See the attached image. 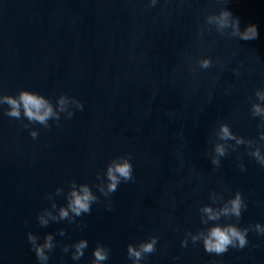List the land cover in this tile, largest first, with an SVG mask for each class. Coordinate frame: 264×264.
I'll use <instances>...</instances> for the list:
<instances>
[{
	"label": "water",
	"instance_id": "water-1",
	"mask_svg": "<svg viewBox=\"0 0 264 264\" xmlns=\"http://www.w3.org/2000/svg\"><path fill=\"white\" fill-rule=\"evenodd\" d=\"M225 8L241 30L256 24L258 38L206 24ZM201 57L212 66L200 68ZM22 89L41 94L60 120L45 127L23 109L9 117L0 104V264H40L29 232L40 242L54 234L47 264H91L98 242L110 249L104 264H133L128 244L152 236L156 251L142 264H264V234L254 227L245 247L221 255L188 235L214 223L264 224V166L247 145L232 150L235 141L217 134L222 122L246 139L264 131L251 113L264 89V0H0V94ZM217 143L229 149L219 167L211 159ZM129 154L133 179L105 197L98 174ZM83 183L99 197L91 212L53 220L71 184L79 191ZM237 191L247 205L239 221L201 222V206L219 211ZM80 239L88 247L73 260L74 248L63 246Z\"/></svg>",
	"mask_w": 264,
	"mask_h": 264
},
{
	"label": "clouds",
	"instance_id": "clouds-1",
	"mask_svg": "<svg viewBox=\"0 0 264 264\" xmlns=\"http://www.w3.org/2000/svg\"><path fill=\"white\" fill-rule=\"evenodd\" d=\"M156 0H152V4L155 5ZM207 25H215L216 29L224 34V29L231 27L230 33L233 37H238L240 40L250 41L258 38V26L256 24H248L243 30L240 28V20L234 17L232 12L225 8L220 11L219 15H209L206 19ZM213 61L211 57H201L198 61L200 68L207 69L211 67ZM193 71H196L194 68ZM238 71V70H237ZM256 101H252L251 113L253 117H260L264 127V89H257L255 92ZM251 100V97L249 98ZM63 103V98L61 100ZM0 104H7L8 110L6 114L9 117L19 119L21 118V109H23V116H25L30 122L39 123L45 127H49V119H55L59 123L60 116L58 113H54L52 107L48 105L43 96L35 91L29 89H22L18 95L0 94ZM77 107L83 108V103L78 101ZM64 110L63 108L61 109ZM72 111H69L67 116L71 118ZM27 127V125H25ZM218 137L221 141H235L236 147L231 148L236 150L239 145H247L249 155L255 158L262 166H264V131H261L257 140L246 139L241 135H237L233 132L231 125L227 122H222L218 128ZM33 138L38 136V132L33 129L31 131ZM228 148L221 143L214 145V153L212 155V163L216 167L220 166L221 157L225 156L228 152ZM241 170L245 169V165L241 163ZM106 177V180H105ZM133 179V164L128 156H118L110 161L107 166L106 173L103 175L98 174L99 183L96 185L99 192L105 197L114 193L121 181H130ZM72 191L67 194V206L60 207L58 220L53 217V220H69V222H75L77 217L82 216L85 213L91 212V206L94 202L98 201L99 197L92 191V187L88 183H83L79 191L75 190L74 185L71 184ZM59 193V189H56ZM51 194L49 199H51ZM211 199L216 202L215 192L212 194ZM223 200V198H221ZM55 207V204L53 205ZM109 208L111 207V201H109ZM247 205L244 201L243 194L237 191L235 195L226 201H223L222 206L219 207V211L213 210V204H205L201 206L200 212L207 214V219H201V222L208 225L209 221H220L222 217H235L239 221L242 210ZM70 213L72 214L70 216ZM39 223L41 226H47L48 220L43 219L41 212L38 215ZM264 234V224L257 223L254 226L240 227L238 223H214L206 230H201L198 233H188L191 236L193 242L202 240L204 248L208 253H215L221 255L228 251L229 247L243 248L248 243L247 233L250 228ZM60 235H65V230H60ZM28 239L36 253V256L40 264H47L49 260V252L55 248L54 234L48 233L43 242H40L39 237L29 232ZM158 241L157 236H152L148 240L140 241L139 244L129 243L127 247V255L129 259L133 261V264H142V260L148 255L156 251V244ZM187 237L182 241V246L187 245ZM88 247L87 239H80L73 245L65 244L63 250L69 251L70 248H74L72 252V259L79 260L83 257L85 249ZM110 249L103 243L98 242L94 249V259L91 264H104L108 260Z\"/></svg>",
	"mask_w": 264,
	"mask_h": 264
}]
</instances>
